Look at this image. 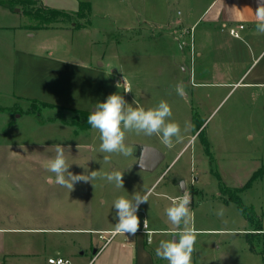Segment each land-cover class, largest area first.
I'll use <instances>...</instances> for the list:
<instances>
[{
	"label": "rangeland",
	"instance_id": "374dc122",
	"mask_svg": "<svg viewBox=\"0 0 264 264\" xmlns=\"http://www.w3.org/2000/svg\"><path fill=\"white\" fill-rule=\"evenodd\" d=\"M82 1L89 3L83 20L71 16L54 25L69 27L74 20L84 29L53 28L35 32L32 37L24 30L0 33V264H50L48 257L86 264L94 255L93 250L105 241L99 235L108 238L111 233L106 229L116 227L113 201L120 196L132 198L152 188L148 202L140 205V212L152 202L170 204L174 197L157 193L167 188L177 172H181L179 181L184 182L186 190L176 197L190 195L196 227L216 229L204 234L225 240V246L212 250L218 255L219 264H223L225 256L227 264H262L261 233L253 228L259 220L264 230V114L261 113L260 121L255 119L253 109L245 113L244 108H236L227 114L235 95L226 96L205 120L203 132L198 131L169 164L187 140L188 130L180 118L183 99L169 86L172 82L162 77L181 72L176 63L181 61V49L189 55V44L177 27L186 22L187 30H193L197 25L191 15L209 0ZM82 3L78 10L86 14L87 7ZM22 7L24 11L33 6ZM151 27L156 28L155 36ZM32 46L75 64L100 67L104 72L101 84L104 82L107 94L120 93L132 107L149 108L166 101L172 110L169 119L179 123L181 135L179 140L173 138V143L177 141L166 150V158L158 168L147 172L136 167L141 144L158 143L161 148L156 146L165 150L157 134L146 136L128 131L125 143L133 146L132 155L102 153L99 131L90 125L85 127L86 120L78 112L58 105L35 106L32 112L30 101L14 98L9 86L12 50ZM129 87L131 91L125 92ZM246 131L253 134L252 139L246 137ZM57 143L64 147L70 163L68 171L98 175L90 181L74 183L70 190L49 182L47 177L52 176L54 181L55 174L46 165L54 158ZM104 156L110 158L105 160ZM167 164L168 168L155 181ZM258 168L262 170L260 176L236 191L241 202L251 206L256 215L254 221H249L234 201L225 199L230 196L229 189L233 192L242 187ZM113 170H122L123 187L104 179V173ZM180 182L175 188H181ZM195 187L199 193L192 189ZM221 207L224 213L217 216ZM178 233H168L167 237ZM108 249L89 264H99Z\"/></svg>",
	"mask_w": 264,
	"mask_h": 264
},
{
	"label": "crops",
	"instance_id": "0c3cea01",
	"mask_svg": "<svg viewBox=\"0 0 264 264\" xmlns=\"http://www.w3.org/2000/svg\"><path fill=\"white\" fill-rule=\"evenodd\" d=\"M31 1L34 3L28 4V6H37L39 3V5L62 9L70 13H75L78 10V5L84 2L82 0H66L67 2L64 4H56L51 0ZM257 3L258 0H209L199 12L191 15L194 16L193 24L197 25L193 30L192 27L190 28L192 32L190 30L188 33V24L184 21V26L177 27V31L188 41L189 55L188 52L184 53L181 49L182 54L178 56L181 61L176 63V66L181 68V72L175 75L168 73L170 76H163L162 79L172 83L175 81L174 86L172 83L169 85L172 89L178 83H184L185 95L181 96L183 100L179 109L181 110L180 118L188 133L185 138L187 140L178 149L169 164L198 131V134L203 132L202 126L205 120L228 95H235V99L227 108V114L236 108H244L245 113L253 109L255 119L261 120V113L264 114V33L258 32L255 27L254 11ZM22 6L23 4L20 3L13 6L0 4V33L24 30L26 33L30 32L28 37H32L35 32L40 30L84 29L85 27L73 20L69 27H59L54 25L56 23H51L44 28H32L33 21L26 14L29 9L23 11ZM87 14L88 12L74 15V17H81L77 18L80 21ZM239 24L243 25L238 29L239 36H232L229 33V28ZM169 31L173 32L174 30ZM151 32L155 36L156 28L151 27ZM10 59L13 71L9 77V86L14 98L24 101L40 100L68 108L92 110L97 101L105 99L108 95L104 88V82L101 84L104 72L100 67L88 66L84 63L75 64L73 61L57 58L50 53L39 52L33 46L28 49L13 48ZM249 127L253 126L249 124ZM218 129L223 130L222 127H218ZM245 135L249 139L253 138L250 131H246ZM205 137L210 143L207 132ZM156 144L160 147L158 143L147 145L157 148L163 153V158L156 168L147 172L155 171L166 158V150L172 148L162 143L165 150H161V147L158 148ZM136 157L138 160V153ZM169 164L155 181L164 173ZM180 179L181 172H177L171 178L167 188H162L163 191L157 194L162 197L175 198L180 191L186 190L183 181L181 182H183L184 188H175L176 185H179ZM151 189L148 188L145 192ZM192 189L199 193L198 187ZM164 203L152 202L141 212L138 211L141 225L137 233L134 236L116 232L110 234L105 243L93 250L94 255L86 264H89L93 258L99 256L107 248L109 249L99 264H167L166 260L155 255V248L160 240L169 239L168 233L180 232L185 228L194 229L197 233L192 253V264H219L218 255L214 254L212 250L225 246V240L204 234V231L212 233L216 229L203 230L196 227L192 209L186 223H182L179 227L175 226L168 219L165 211L173 202L170 200V204ZM106 230L112 232L115 227ZM148 230L150 232H147ZM114 239L115 242L112 244ZM226 259L227 256L222 258L221 262L227 264Z\"/></svg>",
	"mask_w": 264,
	"mask_h": 264
},
{
	"label": "clouds",
	"instance_id": "9594fccd",
	"mask_svg": "<svg viewBox=\"0 0 264 264\" xmlns=\"http://www.w3.org/2000/svg\"><path fill=\"white\" fill-rule=\"evenodd\" d=\"M254 14L256 30L264 33V0H258ZM128 91H131L130 87L125 90V92ZM175 92L179 96L185 95L183 82L175 86ZM171 116V107L164 100L159 101L154 107H132L120 93L114 92L95 103L94 108L87 115V123L99 131L100 152L119 153L127 157L133 154V146L125 143V135L128 131L143 133L146 136L157 134L161 143L172 147L173 138L180 139L181 127L178 122L169 119ZM109 158V156H104L105 160ZM69 166L64 147L57 143L55 156L46 165L48 171L55 174L54 181L52 176L47 177L49 182L65 186L70 190L74 183L90 181L98 175L96 172H90L87 175L73 174L68 171ZM104 179L114 183L118 188L123 187L122 170L108 171L104 173ZM149 195L150 191L144 194L137 193L132 198L120 196L113 201L112 207L115 209L118 221L115 227L116 233H125L129 236L137 233L141 225L137 213L140 205L148 202ZM165 211L173 225L179 227L182 223H186L187 217L191 214L190 195L185 194L174 200ZM223 213V207L216 211L217 216H222ZM196 240V231L185 228L175 238L160 240L155 248V255L166 260L167 264H192V253Z\"/></svg>",
	"mask_w": 264,
	"mask_h": 264
},
{
	"label": "trees",
	"instance_id": "16d2710c",
	"mask_svg": "<svg viewBox=\"0 0 264 264\" xmlns=\"http://www.w3.org/2000/svg\"><path fill=\"white\" fill-rule=\"evenodd\" d=\"M18 3L30 5V4H33L34 2H32L31 0H0V4H2L4 6L5 5L13 6V5H16ZM83 3H84V5H86V7H87L86 10H87L88 9L87 2H83ZM87 12H88V10H87ZM26 14L33 21V24H31L32 28H44V27H47L48 25H50L51 23H55V22L61 21V20H69L71 18V16L81 15L82 13L79 10H77L75 13H73V12L70 13V12H67V11L62 10V9H56V8H52V7H48V6L38 4L37 6H33V8L27 10ZM30 106H31V108L29 111L33 112L32 107H35V106L54 107L57 105L51 104L48 102H44V101H40V100H30ZM59 107H64V106H59ZM69 109L71 111L78 112L81 116H83L86 120V126L85 127H89V124L87 123V115L89 114V112L91 110H82V109H75V108H69ZM205 146L207 148V141L205 142ZM260 169L261 168H258L257 170H255L252 173L251 177L246 181V183L242 187L236 188L235 191H233V192L229 189L228 193H230V196L228 197V199H225V201H228V200L234 201L237 204L238 208L240 209V212L249 221H252V220L254 221L256 219V215L254 214L251 206L245 205L241 202L239 196L236 194V191L250 185L253 179L260 176V174L262 172V170H260ZM253 229L255 231H258L256 233H261V235H260V241H261V252H260V254L262 257V264H264V230H263L261 222L259 220L256 221Z\"/></svg>",
	"mask_w": 264,
	"mask_h": 264
},
{
	"label": "water",
	"instance_id": "95a60500",
	"mask_svg": "<svg viewBox=\"0 0 264 264\" xmlns=\"http://www.w3.org/2000/svg\"><path fill=\"white\" fill-rule=\"evenodd\" d=\"M163 154L155 147L148 145H141L138 152L139 164L136 167L145 171H151L160 163ZM181 188H184L183 182L180 183Z\"/></svg>",
	"mask_w": 264,
	"mask_h": 264
},
{
	"label": "built area",
	"instance_id": "2783aa9c",
	"mask_svg": "<svg viewBox=\"0 0 264 264\" xmlns=\"http://www.w3.org/2000/svg\"><path fill=\"white\" fill-rule=\"evenodd\" d=\"M243 25L242 24H239L237 26H232L229 28V33L232 35V36H235V37H238L239 36V32H238V29L239 28H242ZM188 33H190V30H188ZM183 43V42H182ZM179 197H175V198H172V201L178 199ZM145 226V224H144ZM147 232H150V230H148ZM111 235L115 233V230H113L112 232H110ZM100 238L102 239H105L104 243L109 239L108 238H105L103 234H100L99 235ZM149 239V237H148ZM47 262L50 263V264H69V260L66 259V258H63V257H48L47 259Z\"/></svg>",
	"mask_w": 264,
	"mask_h": 264
}]
</instances>
